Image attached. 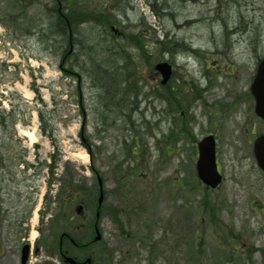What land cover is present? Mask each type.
<instances>
[{
	"label": "rangeland",
	"instance_id": "1",
	"mask_svg": "<svg viewBox=\"0 0 264 264\" xmlns=\"http://www.w3.org/2000/svg\"><path fill=\"white\" fill-rule=\"evenodd\" d=\"M78 1L91 8L108 2L112 25L102 29L103 18L109 16L96 12L95 23L83 28L84 40L61 62L67 34L56 33L55 16L50 12L49 24L19 21V15L31 18L33 12L26 15L9 0H0V165L11 171H21L20 163L50 167L58 150L57 175L62 178L66 171L69 192L72 188L77 199L72 208L84 204L78 224L90 239L96 179L101 180L102 241L90 245L89 256L105 249L113 264H264V181L250 143L256 130L264 134V123L255 116L248 95L256 64L264 57V0ZM46 5L52 8L49 0ZM222 28L230 32L224 35ZM135 35L146 51L135 46ZM156 38L163 42L159 50L176 41L200 55H190L189 64L173 59L176 52L155 51ZM120 48L129 53L138 73L126 81L141 79L137 97H124L120 82L128 73L127 63L117 55ZM164 60L175 64L170 86L198 97L183 111L192 118L188 136L172 146L175 113L154 96L162 88L154 66ZM63 66L65 73L59 70ZM96 69L103 80L92 75ZM189 81L196 83L194 88ZM208 83H213L210 88ZM216 107L222 108L220 116L213 113ZM38 112L44 113V124ZM206 132L218 134L224 178L208 195L197 185L190 140L199 141ZM134 144L140 146L138 159L127 155ZM41 177H47L46 169ZM204 199L217 205V223L232 230L229 247L221 243L225 228L211 224ZM75 226L70 222L69 231ZM200 240L201 245L194 244ZM218 245L229 249L230 259L223 256L219 262Z\"/></svg>",
	"mask_w": 264,
	"mask_h": 264
},
{
	"label": "flooded vegetation",
	"instance_id": "2",
	"mask_svg": "<svg viewBox=\"0 0 264 264\" xmlns=\"http://www.w3.org/2000/svg\"><path fill=\"white\" fill-rule=\"evenodd\" d=\"M16 10L33 17L18 16L19 21L51 23V7L46 0H9ZM58 12L66 10L69 0H49ZM72 2V1H71ZM36 11V17L34 16ZM49 12V13H48ZM41 20V21H40ZM22 171L0 168V264H84V247L69 240V193L66 171L41 179L42 168L26 163Z\"/></svg>",
	"mask_w": 264,
	"mask_h": 264
},
{
	"label": "water",
	"instance_id": "3",
	"mask_svg": "<svg viewBox=\"0 0 264 264\" xmlns=\"http://www.w3.org/2000/svg\"><path fill=\"white\" fill-rule=\"evenodd\" d=\"M166 65L156 67L158 71L164 74V81L168 77V69ZM251 94L255 100V113L264 120V60L257 67L254 81L251 85ZM200 158L197 163V171L199 178L211 187H215L220 182V177L216 173L214 164V146L213 141L208 138L199 145ZM254 155L258 166L264 171V137L257 139L254 145ZM100 184V183H99ZM103 200L102 194L98 199V204L101 205ZM81 208L77 209L79 213ZM100 236L97 235L95 241H98Z\"/></svg>",
	"mask_w": 264,
	"mask_h": 264
},
{
	"label": "trees",
	"instance_id": "4",
	"mask_svg": "<svg viewBox=\"0 0 264 264\" xmlns=\"http://www.w3.org/2000/svg\"><path fill=\"white\" fill-rule=\"evenodd\" d=\"M75 7H78V6H75ZM84 10H85V12H84V17H83V19H85V20H87V22H89V18L91 17V16H93L92 14H93V12L94 11H91V9H89V8H84ZM71 12V11H70ZM101 12L103 13L104 11L103 10H101ZM74 13H76V10H75V12H71V14H74ZM104 14V13H103ZM103 14H100V15H103ZM76 17H74V15H67L66 16V19H67V21H68V24H69V30L71 31L73 28H75L76 27V25H77V22L79 21V20H81V18H82V16H80L79 14H77L76 13ZM80 22V21H79ZM93 22V21H92ZM79 24V23H78ZM103 27L105 28L106 27V29L108 28V26L106 25V24H103ZM77 39H79V38H76V39H70L69 40V47H78L79 45H80V43H79V41L77 40ZM138 47H139V49H141V46L139 45V43H138ZM125 63H126V61H125ZM98 70H101L100 68H98ZM98 70L96 69V71L94 72V73H92V75L93 76H95V78L96 79H101V80H103L104 79V76H103V74L102 73H99V74H97V72H98ZM102 71V70H101ZM131 75H132V71L131 72H129ZM105 75V74H104ZM133 89H134V87H132L131 88V91H133ZM2 123V122H1ZM88 149V148H87ZM72 188H70V190H71ZM71 201V203H73V200H70ZM73 240H74V242H76V243H81L82 244V241H83V238L81 239L80 237H78V236H76V237H73ZM81 241V242H80ZM85 242V241H84ZM102 255V259H103V261H104V263H105V259L108 257V255L107 254H105V253H102L101 254Z\"/></svg>",
	"mask_w": 264,
	"mask_h": 264
}]
</instances>
